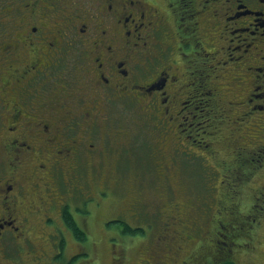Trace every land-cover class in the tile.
<instances>
[{"label": "flooded vegetation", "instance_id": "1", "mask_svg": "<svg viewBox=\"0 0 264 264\" xmlns=\"http://www.w3.org/2000/svg\"><path fill=\"white\" fill-rule=\"evenodd\" d=\"M206 44L213 54L223 49L217 59L222 77L243 83L241 93L249 92L248 100L250 93L257 96L252 104L264 110V0H0V166L8 157L0 169V207L11 209L0 213V239L10 240L11 249H3L13 255L8 264L31 239L21 236L22 210L45 208L41 223L63 225L79 244L63 215L67 211L80 227L77 201L91 203L95 187L106 185L107 170H98L95 161L120 156L103 142L108 130L126 125L109 117L115 98L142 104L141 113L159 132L158 149L188 153L184 142L193 135V120L203 117L200 95L207 91L182 79L204 71L198 65ZM105 193L99 191V199L107 200ZM137 195H126L125 205ZM113 196L117 216L106 222H124L132 212L121 210L124 197ZM166 199L169 208L164 203L159 217L183 211L177 195ZM171 234L181 241L175 230ZM177 248L159 253L160 264H175ZM63 251L58 260L48 254L45 260L74 263L75 254Z\"/></svg>", "mask_w": 264, "mask_h": 264}, {"label": "rangeland", "instance_id": "2", "mask_svg": "<svg viewBox=\"0 0 264 264\" xmlns=\"http://www.w3.org/2000/svg\"><path fill=\"white\" fill-rule=\"evenodd\" d=\"M68 31L72 30L65 31V34H69ZM72 38L73 36L70 33L68 39ZM204 49L208 51L204 54L207 66L211 59L216 61L223 50L219 49V51L212 54L210 51H213L214 48L209 44H206ZM73 55H76V53ZM239 74L243 79L251 77L250 73ZM220 79L225 80V78L218 76L219 86H221ZM242 84L230 82V93H227L229 90L226 92V89H224L225 92L219 90L220 95L216 97L222 99L218 102V106L215 105L218 113L217 118L220 119L218 126L220 125L225 133L224 135H229L230 141L231 139L235 141L231 144L232 146L221 144L220 157L231 159L237 151L244 158L248 156L249 159L250 157L248 168L245 170L241 181L234 180L232 182L234 187H230L232 191H229L228 196H231L233 206L225 210L229 212L231 209L234 213H227L224 209L223 213L220 209H212L217 192L214 191V187H210V184L214 183L215 179L212 178H215V174H219L220 171L218 167L212 169L213 164H211V161L213 162V158L210 156L206 157L194 153L190 158L187 157V161H185L183 155L181 157L176 155L175 162L179 165L182 163L184 168L181 170L171 168L172 173L167 168L165 174H159L166 183V187L160 189L159 192L156 191L159 188L155 187L158 185L159 179L157 174L152 175V171L157 168L153 160L158 159L160 156L165 157L164 160L169 162L168 159L169 157L171 159L173 153L170 154V152L158 149L159 132L155 131L154 124L147 115L140 117L142 104L138 105L137 103L136 107L131 104L126 107L121 106L118 109L112 108V112L109 114L110 119L125 122L126 125L123 127L124 129L112 128L108 130L104 134L103 142L104 145L109 146L112 152L120 151L118 158L110 157L107 159L110 160L114 175L118 176V173L115 172L116 168H118V171L121 169L126 184L118 183V185L105 187L109 190L104 194L106 196L109 193L107 200L99 199L98 191L101 187H95L96 197L94 196L95 199L91 203L84 201L82 198L77 201L76 207L80 211L77 221L86 233V239L82 242L79 241V244L77 242V245L70 234L64 230L63 225L56 228V226H44L41 223V214L45 211V208L41 207L40 212H25L22 210L20 220L24 222V226L21 229V236L27 234L31 239L26 241L25 247L19 252H16L13 248L14 255L17 257H14L15 262L12 264H53V262L45 260L46 254L50 255L53 260H58L56 253L58 249L63 248L66 257L72 253L77 254V256L73 260L74 263L62 264L148 263L149 261L145 260L143 245L150 246L154 244L156 228L159 227L160 222L163 223L167 219L162 216L159 217V210L161 206L165 207V205L166 209L169 208L167 195L165 194L168 188L170 190L172 188L177 189V200L180 206H184V209L182 208V213L173 214L174 216H171L163 224L176 230L179 237L182 236V230H184V233L188 231L192 234L191 242L184 244L178 250L175 264H180L183 260L186 261V264H189L190 257L193 258L194 264H222L223 261L228 259L234 261L235 264H264V110L255 109V106H253L252 101H256L257 96L250 93L251 99L248 100L247 93L249 92L241 93ZM261 99L259 97L257 102ZM226 104L228 105L226 106ZM251 110L254 112L253 117L248 115V111ZM127 125L134 126L133 131L126 128ZM205 129L208 131L215 130L217 126L210 121L208 123L206 121L195 132L200 131L201 135L203 134L205 137ZM125 131L129 133H125ZM213 133L214 131L211 132L209 137L216 134ZM203 136L202 138H204ZM209 137H207V141ZM161 151L164 156L161 155ZM100 162L102 163V160H96V164ZM103 162L105 163L106 159ZM7 163L8 157L3 158L0 169L5 167ZM146 167H149V170ZM144 171L147 173V177H141L138 180V174L141 176ZM30 172L33 173V171ZM143 181L147 184L143 185ZM124 184L125 187H123ZM205 184L207 186L203 187ZM135 190L140 191V195H137L134 204L131 205L132 200L129 199V204L125 205L126 195ZM187 190L191 193H187ZM156 193H158V196ZM113 195L124 197L120 206L121 210L128 207L125 213L132 212L131 215H126L123 219L125 223L130 226H147L142 239L138 236L121 234L119 231L114 234L111 231L106 232L103 230L105 226L101 218L106 220L117 216L114 203H110L114 199ZM118 201L120 203L122 200ZM118 208L119 205L116 206V210ZM10 212L11 209L0 207L1 214L9 215ZM24 217L27 218V221H24ZM149 221L153 222L154 226L149 225L147 223ZM225 221L229 223L227 224ZM204 223L208 224L209 230H201ZM166 230L167 228L163 227V232H166ZM209 232H213L212 235ZM63 233L65 238L59 243L60 236ZM113 235L119 239L110 240L109 236L112 237ZM206 236H208L207 239L204 238ZM3 240L0 239V264H8L7 260L11 259L13 255L3 249L10 247V240L7 241L5 238ZM128 243L130 245L125 246ZM12 247H14L13 243ZM220 248L225 252L224 256L217 255V250ZM209 252L214 256L210 255L211 258L206 255L205 257L202 256V254ZM143 259L147 262H144ZM193 263L190 262V264Z\"/></svg>", "mask_w": 264, "mask_h": 264}, {"label": "trees", "instance_id": "3", "mask_svg": "<svg viewBox=\"0 0 264 264\" xmlns=\"http://www.w3.org/2000/svg\"><path fill=\"white\" fill-rule=\"evenodd\" d=\"M210 52L213 54V51H210ZM204 54L205 53H202V56H201L204 62L202 63V65H198V66L203 67L204 71H200V70H199V72L195 71V74H193L192 76L190 74L188 76V78L182 79V83L183 84L187 83L189 85V87H191V86L201 87L200 89L197 90V92L203 93L204 91H207L206 93L204 92L203 95H200V98L202 101L200 106L203 108V110L201 112L203 114V117H198V118H195L193 120V121H195L194 125H193V127L191 126V128H189V129H192L193 135H192V137H190L188 139V141L184 142L186 144V146L189 148L188 149L189 151H188V153H184V152L182 153L180 151L173 152V155H171V159H170V157L168 159L169 162L164 160V159H166L165 157L162 158L159 156L158 159L153 160V163L157 165V168L154 171H152V175H156V174L158 175L159 183L155 187H159L156 190L159 192L160 189H163L166 187V183L162 180V178L159 176V174H165L167 168H169L170 171H172L171 168H173L174 170H178V169L181 170L182 168H184L182 163L179 165V163L175 162V160L177 158V157L175 158L176 155H180V157H181V155H183L185 158V161H187V157L190 158L192 155H194V153L195 154H201L202 156L205 155L206 157H209V156L212 157L213 162L211 161V164H213V168L210 165L209 166L212 169H217V167H218L219 171H220L219 174H215V172H214L215 178H212V179H215V181L212 185L210 184V187H214L215 188L214 191L217 192L216 196H215V201H213L214 203L212 205V207H213L212 209L213 210L214 209H220L221 212L223 213L225 209H227L229 207L231 208L233 206L231 203L232 200L230 199L231 196H228L229 191L230 190L232 191V189H230V187H234L232 185V182L234 180H236V181L240 180L241 181L245 170L248 168V160H250V157H249V159L247 158L248 156L244 158L242 155H240L241 153H239V151H237L231 159H227V158L223 159L220 157L219 153H220V149H222L221 144H228V145L232 146L231 144L235 142L233 139H231V141H230L229 135H224L225 134L224 131L221 129L220 125L218 126V122L220 121V119L217 118L218 113H217V108L215 107V105L218 106V99L216 102L215 98L217 95H220L219 90L222 92H225L224 89H226V92H227V90H229L228 89L229 83H228L227 77L223 76L225 78V80L220 79L221 86H219V81H218V79L215 80V78H216L217 74H219V76L221 75V77H222L221 67L219 66L221 64H218L217 60L215 61V60L211 59L208 66H207V61H205ZM193 68L194 67L192 65L191 69H193ZM200 73H202V74L200 75ZM227 83H228V85H227ZM234 83H235V81H234ZM187 87L188 86L186 85L185 89ZM230 91H231V87H230ZM230 91H228L227 93H230ZM207 93H208V95H207ZM233 94H235V93H233ZM128 105H130L129 102L123 98H115L111 102V106L113 107V109H118L121 106L126 107ZM227 105L228 104H226V106ZM222 107H224V105H222ZM197 111H199V110H197ZM144 115L145 114L142 113L140 117H143ZM197 120L198 121L200 120L203 122L200 125H197L196 124ZM206 121H207V123L210 121L213 124H215L217 126V129L209 130V131L205 129L206 134L204 137L203 134L201 135L200 131L195 132L196 129L194 127L195 126L201 127V126H203L204 122H206ZM130 129H131V131H133L134 126L131 125L129 130ZM213 131L216 134L209 137L211 132H213ZM185 133H187V131H185ZM202 136L204 138H202ZM207 137H209L208 141H207ZM6 148L9 149V146L6 145ZM108 159H106L105 163L102 160V163L100 162V163L96 164V161H95V167H97L98 170L100 168H104L103 170H107V172L103 176V178H105V180H104V184H106L105 187H108V186L111 187L112 185H118V183H125L126 180L124 179V176H122V174H124L123 172L120 174V176L119 175L118 176L112 175L113 174L112 173V166H111L110 160H108ZM104 164H105V166H104ZM146 168L149 170V167H146ZM211 171H213V170H211ZM115 172L118 173L119 171L116 169ZM204 176H203V178H204ZM141 177L146 178L147 173L144 171V174H142L141 176L138 174V176H137L138 180H140ZM101 183H102V181H101ZM110 183H112V184H110ZM138 184L140 185L139 182H138ZM145 184H147V183L145 181H143V185H145ZM206 186H207L206 184L203 185V187H206ZM105 187H101L99 191L103 190V191L107 192L108 190ZM136 187H138V186H136ZM224 187H227V188H224ZM99 191H98V193H99ZM176 192H177L176 188L175 189L172 188V190H170V188H168L165 193L167 195H170V197H174V195L175 196L177 195ZM187 193H191V192H189L187 190ZM156 195L158 196V193H156ZM102 197H104L103 194H102ZM101 199H103V198H101ZM103 200H105V199H103ZM181 207L184 209V206H181ZM182 208H181V210H182ZM225 212L231 214L233 212V210L230 209L229 212L225 210ZM149 214H151V213H149ZM173 214H175V213H173ZM63 218L66 221V223L68 224V226L74 231L75 238L78 241H81V242L84 241L86 239L85 231L77 225V223L73 220L72 216L67 211L64 213ZM221 218H222V215H221ZM101 219H103V218H101ZM102 223L104 224V226L106 228L105 229L103 227L104 231H111L113 233H117L119 231L121 234H125L128 236H138L141 239H142V236L144 235V232L147 230L146 225H144V226L143 225H141V226L133 225L134 226L133 227V226L126 224L121 219L120 220L112 219V220H109L108 222H106V220L103 219ZM147 223L149 225L154 226V223L151 221H149ZM225 223L228 224L229 222L225 221ZM158 226L159 227L157 229H159V232L156 236V240H155L154 244H151L150 246H147L146 248H144V246H143L144 253H145V260L147 259L149 261L148 263H145V264H156V263L160 264L159 258H158L159 253H164V254L168 255L169 254V252H167L168 249H171V251H173L174 248H176V246H178L177 251L180 249L181 241L184 240L183 244L191 242L192 234L190 232L188 233V231H185V233H184V230H182V232H181L182 238H181V241L178 242V241L172 240V236H170V235H172L170 232H172L174 229L173 230L170 229V227L164 225L161 222ZM163 227L167 228L166 232H163ZM201 227H202V229H201L202 231L206 230V229L209 230L207 223L206 224L204 223L203 226H201ZM101 228H102V225H101ZM212 233L209 232V234H211V235H212ZM204 238L207 239L208 236H206ZM129 239H132V238H129ZM202 240H204V239L202 238ZM139 241L140 240H138V242ZM138 242H136V243H138ZM129 245H130V243L126 244L125 246H129ZM125 246H123V247L125 248ZM215 252H213V253H215ZM224 253L225 252L221 248L217 250V255L220 254V256H224L225 255ZM189 255H190V253H189ZM205 255L208 257H210V255L214 256V254H210V252L202 254L203 257H205ZM75 256H77V254ZM145 260H144V262H147ZM189 261L191 263H193V258L191 259V257H190ZM190 262H189V264H190ZM222 264H235V263L231 259L230 260L228 259V260L223 261Z\"/></svg>", "mask_w": 264, "mask_h": 264}]
</instances>
